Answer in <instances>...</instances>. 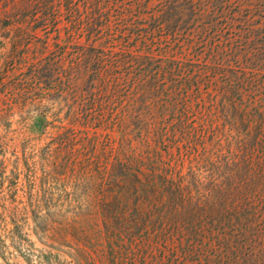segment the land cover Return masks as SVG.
I'll use <instances>...</instances> for the list:
<instances>
[{"label":"trees","instance_id":"trees-1","mask_svg":"<svg viewBox=\"0 0 264 264\" xmlns=\"http://www.w3.org/2000/svg\"><path fill=\"white\" fill-rule=\"evenodd\" d=\"M9 7L18 23L37 22L36 30L60 11L67 33L85 37L64 59L61 102L72 127L115 134L104 223L118 234L167 223L192 243L208 236L219 251L198 264H264V207L246 202L264 191V0H21ZM117 45L121 51L107 54ZM51 65H36L30 78L50 81ZM208 73L220 81L205 98ZM48 124L36 117L33 132ZM164 146L177 154L166 159ZM185 159L191 168L183 173Z\"/></svg>","mask_w":264,"mask_h":264},{"label":"rangeland","instance_id":"rangeland-1","mask_svg":"<svg viewBox=\"0 0 264 264\" xmlns=\"http://www.w3.org/2000/svg\"><path fill=\"white\" fill-rule=\"evenodd\" d=\"M20 1L0 0V264L205 263L219 251L208 236L192 243L167 223L140 231L128 225L118 234L104 223L101 212L114 195L109 170L115 134L72 127L61 102L64 59L85 37L67 33L60 11L43 29L36 30L31 19L18 23L6 5ZM121 49L113 46L107 54ZM48 59L54 76L37 83L29 75ZM218 81L211 73L205 76L200 91L205 98L216 93ZM38 116L50 122L42 134L33 132ZM162 149L166 159L178 152ZM190 168L188 159L179 163L183 173ZM246 202L262 209L264 191Z\"/></svg>","mask_w":264,"mask_h":264}]
</instances>
